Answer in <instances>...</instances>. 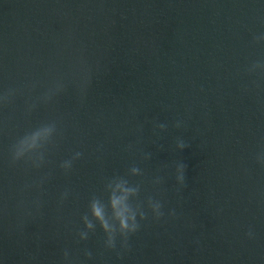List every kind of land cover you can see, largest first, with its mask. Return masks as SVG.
<instances>
[{
	"label": "water",
	"instance_id": "95a60500",
	"mask_svg": "<svg viewBox=\"0 0 264 264\" xmlns=\"http://www.w3.org/2000/svg\"><path fill=\"white\" fill-rule=\"evenodd\" d=\"M261 34L264 0H0V264H264ZM114 178L147 218L107 249Z\"/></svg>",
	"mask_w": 264,
	"mask_h": 264
},
{
	"label": "clouds",
	"instance_id": "9594fccd",
	"mask_svg": "<svg viewBox=\"0 0 264 264\" xmlns=\"http://www.w3.org/2000/svg\"><path fill=\"white\" fill-rule=\"evenodd\" d=\"M257 42L264 41V34L255 37ZM7 97H5V100ZM54 131V126H47L37 131L32 132L29 135L24 136L20 139L12 151V161L25 159L30 153L37 151L42 144L49 141ZM184 145H181L183 147ZM82 156L81 152H75L74 156L61 163L60 167L65 171H69L72 168L73 162L80 159ZM259 163L264 164V160H258ZM44 163L43 155H41L37 161H33L34 167H40ZM183 168L180 166V175L177 179L183 182ZM132 175H139L140 169L133 167L131 170ZM107 190L109 192L107 209L111 210V215H108L106 207L98 199H93L90 203V211L92 217L99 222L101 229L106 234L104 245L107 249H115L117 238L121 240V247L127 248L128 239L131 235L135 234L139 228L140 223L137 220V216H140L141 220L146 219L145 213L140 209L139 206L134 207L130 202V198H135L139 194V186L132 187L128 182L122 178L112 179L108 185ZM148 207L155 219H160L163 216V205L160 200L149 197ZM174 214V213H172ZM86 228L89 231L94 230L92 222L87 220ZM79 239L85 241L89 238L88 231H82L79 234ZM248 238H253V232L249 230L246 234ZM89 258L91 252L86 253ZM65 260H68L69 253L66 250L64 252Z\"/></svg>",
	"mask_w": 264,
	"mask_h": 264
}]
</instances>
